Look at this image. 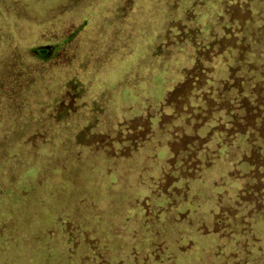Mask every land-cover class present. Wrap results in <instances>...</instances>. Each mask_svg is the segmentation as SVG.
Segmentation results:
<instances>
[{"label":"rangeland","instance_id":"374dc122","mask_svg":"<svg viewBox=\"0 0 264 264\" xmlns=\"http://www.w3.org/2000/svg\"><path fill=\"white\" fill-rule=\"evenodd\" d=\"M55 1L0 0V264H60L62 256L67 264H171L173 253L174 264H222L219 237L204 232L213 227L210 212L233 196L228 180L219 182L225 166L191 182L189 194L176 192L179 211L157 218L155 210L170 203L152 191L165 153L156 156L151 142L120 156L101 135L114 136L155 108L164 69L154 66L172 56L167 33L189 28L195 16L206 34L207 15L187 12L188 0H162L159 16L151 0H140L132 15L128 0H79L48 11ZM75 33L54 60L30 52ZM148 47L158 57L142 62ZM178 60L186 65L183 55ZM67 218L81 220V231L64 234ZM243 256L259 259L264 250Z\"/></svg>","mask_w":264,"mask_h":264},{"label":"trees","instance_id":"16d2710c","mask_svg":"<svg viewBox=\"0 0 264 264\" xmlns=\"http://www.w3.org/2000/svg\"><path fill=\"white\" fill-rule=\"evenodd\" d=\"M17 1L30 6L28 0ZM78 1L59 0L48 3L46 8L49 11ZM161 1L151 0L155 16L161 13ZM128 2L134 3L131 15L141 12L140 0ZM186 3L190 8L187 12L192 8L207 15V20L200 22L206 34L195 16L188 17L189 28L176 25L178 34L170 30L166 35L172 53L169 64L160 60L154 66L158 71L164 69L161 85L155 84L161 87V92L156 91L159 101L155 108L146 107L144 113L126 122L124 129H116L114 136L101 135L109 148H118L120 156L137 152L151 142L157 144L156 156L161 158L165 153L162 158H167L158 161H164L166 168L158 176H152V191L170 203L155 210L157 218L165 211H179L180 200L176 201L174 195L182 191L189 194L190 183L221 162L227 171L219 182L227 179L233 196L229 203L220 204L215 212H210L213 227L205 228L204 234L219 237L217 246L222 252V264H264V256L249 261L243 256L245 252L264 250V0H188ZM76 34L62 42L31 47L30 52L36 59L49 62ZM185 45L187 52L183 50ZM150 48L149 52L144 51L147 53L142 62L158 57L150 53ZM129 54L127 51L126 57ZM178 55L186 58V65L176 61ZM138 60L133 64L137 66ZM127 74L131 77V70ZM127 85L124 92L130 95L128 81ZM218 184V181L214 183ZM148 200L149 197H144L143 203ZM62 222L64 234L73 235L82 229L77 227L81 220L76 221L77 225L71 224L70 218ZM87 222L91 224L90 220ZM204 224L206 227L207 223ZM235 237L237 242L229 241ZM226 250L229 251L225 255ZM175 256L173 253L168 257L171 264ZM68 261L71 259L62 256L59 263Z\"/></svg>","mask_w":264,"mask_h":264}]
</instances>
